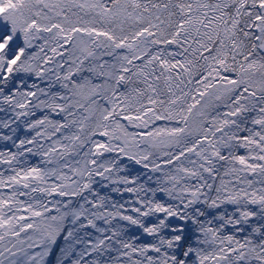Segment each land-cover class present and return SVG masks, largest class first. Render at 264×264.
<instances>
[{"label": "snow or ice", "instance_id": "6c2138e0", "mask_svg": "<svg viewBox=\"0 0 264 264\" xmlns=\"http://www.w3.org/2000/svg\"><path fill=\"white\" fill-rule=\"evenodd\" d=\"M5 111L0 264H264V0H0Z\"/></svg>", "mask_w": 264, "mask_h": 264}, {"label": "rangeland", "instance_id": "374dc122", "mask_svg": "<svg viewBox=\"0 0 264 264\" xmlns=\"http://www.w3.org/2000/svg\"><path fill=\"white\" fill-rule=\"evenodd\" d=\"M29 83H31V81H29ZM43 86V85H42ZM11 117V112L10 111H5V112H0V120H7ZM19 123V122H18ZM12 127H16V124H13ZM23 129V133L19 135V138H25V136H29L30 137V133H27L23 127V125L21 124V126L17 129V136H18V131ZM0 134L2 135H10L11 132L9 129L7 128H0ZM10 146L9 142L0 140V150H4L5 146ZM13 151H15V149H12ZM31 161L33 163L37 162V158H30ZM123 165H127V170L131 171L133 174L135 173H140L141 174V181H143L145 179V176L143 175L146 170L142 169L139 165H135L134 163L124 160L122 161ZM3 167V166H0ZM127 174V172L125 173H121V175ZM251 178V177H250ZM98 187V186H97ZM103 193L108 192L109 194H111L113 196L114 199L120 200L122 202L123 199H129L130 195L129 194H125L123 198H121L120 196H118L116 193H111L110 192V188L109 189H99ZM228 208L229 211H232V206H226ZM133 232H136V229L133 228L132 229Z\"/></svg>", "mask_w": 264, "mask_h": 264}, {"label": "trees", "instance_id": "16d2710c", "mask_svg": "<svg viewBox=\"0 0 264 264\" xmlns=\"http://www.w3.org/2000/svg\"><path fill=\"white\" fill-rule=\"evenodd\" d=\"M19 133H18V136L20 135V134H22L23 133V129L22 130H20V131H18ZM10 143V142H9Z\"/></svg>", "mask_w": 264, "mask_h": 264}]
</instances>
